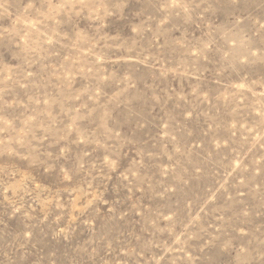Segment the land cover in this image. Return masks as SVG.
I'll return each mask as SVG.
<instances>
[{
	"label": "rangeland",
	"instance_id": "obj_1",
	"mask_svg": "<svg viewBox=\"0 0 264 264\" xmlns=\"http://www.w3.org/2000/svg\"><path fill=\"white\" fill-rule=\"evenodd\" d=\"M0 264H264V0H0Z\"/></svg>",
	"mask_w": 264,
	"mask_h": 264
}]
</instances>
